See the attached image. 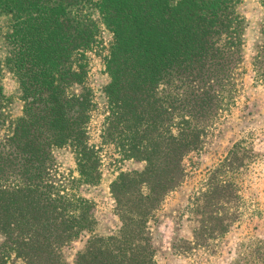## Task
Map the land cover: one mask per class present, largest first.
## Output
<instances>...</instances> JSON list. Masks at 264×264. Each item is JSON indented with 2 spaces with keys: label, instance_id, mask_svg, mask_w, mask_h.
Returning <instances> with one entry per match:
<instances>
[{
  "label": "trees",
  "instance_id": "obj_1",
  "mask_svg": "<svg viewBox=\"0 0 264 264\" xmlns=\"http://www.w3.org/2000/svg\"><path fill=\"white\" fill-rule=\"evenodd\" d=\"M77 1L0 0V17L7 18L0 27V264H70L67 252L84 239L73 264H157L155 215L187 178L185 159L201 150L236 96L245 59L242 1L95 5L113 34L104 59L110 82L102 145L115 147L116 168L143 165L119 168L110 184L121 225L109 236L96 234L95 203L81 194L100 184L103 160L101 149L90 144L97 104L82 63L95 33L77 12ZM261 37L251 73L264 86V23ZM5 72L19 84L24 108L18 118L7 112ZM62 151L73 156L74 171L61 169ZM256 156L237 142L207 174L181 215L180 227L187 223L191 238H175V255L217 254L243 215L239 179ZM232 264H264V237L242 244Z\"/></svg>",
  "mask_w": 264,
  "mask_h": 264
},
{
  "label": "rangeland",
  "instance_id": "obj_2",
  "mask_svg": "<svg viewBox=\"0 0 264 264\" xmlns=\"http://www.w3.org/2000/svg\"><path fill=\"white\" fill-rule=\"evenodd\" d=\"M99 0H78L76 9L86 24L95 33L93 49L87 52L82 63L87 66V84L92 90L97 109L91 113L89 124L90 144L101 149L102 179L98 186L83 187L81 194L95 203L98 220L96 234L109 236L120 228V220L114 210L110 194V184L122 170L141 169L142 164L128 162L114 167L112 158L117 159L113 145H102V130L107 113V98L104 89L110 82L105 67V57L113 43V34L104 25L95 5ZM240 12L246 19L245 59L239 70L236 96L228 101L225 111L220 112L211 129L204 138L199 152L192 153L185 161L187 178L170 193L156 213L152 223L153 235L158 249L157 264H232L238 258L240 246L250 238L264 237V86L257 85L253 79L251 61L256 46L261 41V26L264 23L262 0H241ZM76 13V12H75ZM7 18L0 17V27L6 25ZM0 56H5L4 42L0 38ZM3 86L9 99L7 112L12 118L23 114L21 92L15 76L5 72ZM78 90V88H75ZM243 141L257 156L240 177L243 196V215L217 248V254L209 257L202 253L191 258L175 255L173 244L180 235L191 238L187 223L182 228L181 215L190 199L202 188L207 174L214 169L230 152L233 146ZM62 170H75L73 156L67 151L59 153ZM76 177V174H75ZM84 241L77 242L67 252L70 264L75 254L83 248ZM238 249V250H237Z\"/></svg>",
  "mask_w": 264,
  "mask_h": 264
}]
</instances>
